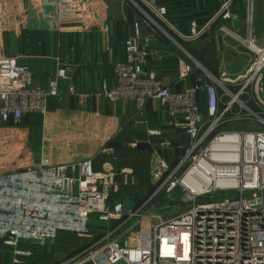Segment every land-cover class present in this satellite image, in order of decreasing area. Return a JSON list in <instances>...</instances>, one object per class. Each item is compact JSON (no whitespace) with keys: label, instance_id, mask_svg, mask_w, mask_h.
Wrapping results in <instances>:
<instances>
[{"label":"built area","instance_id":"built-area-1","mask_svg":"<svg viewBox=\"0 0 264 264\" xmlns=\"http://www.w3.org/2000/svg\"><path fill=\"white\" fill-rule=\"evenodd\" d=\"M84 1L54 4L62 12L69 3ZM130 1L146 7L150 22L172 39L157 21L185 40L207 42L216 38L211 32L218 23V33L240 44L234 52L244 61L242 68L230 73L232 63L221 49L212 73L183 50L176 59L178 81L187 83L198 72L183 90H170L147 69L150 35H140L135 22L134 32L123 41V60L113 64L115 83L103 85L99 94L135 102L132 120L137 126L146 122L147 101H158L168 123L184 129L188 142L164 139L155 145L149 168L154 188L130 210L121 201L107 203L113 181L93 167V157L52 163L42 154L0 170V241L9 264H22L32 256L33 245L53 243L62 231L82 244L92 241L58 264H264V44L258 45L254 36V0H219L217 10L187 35L166 19L164 5ZM240 1L243 18L232 10ZM64 75L59 63L41 86L0 43V120L18 124L28 113L45 115L48 99L61 94L58 80ZM199 91L205 92V112L197 103ZM158 149L171 150L173 163ZM179 189L188 195L189 206L169 218L155 213V199ZM200 196L206 198L197 201ZM150 219H155L152 226Z\"/></svg>","mask_w":264,"mask_h":264},{"label":"crops","instance_id":"crops-1","mask_svg":"<svg viewBox=\"0 0 264 264\" xmlns=\"http://www.w3.org/2000/svg\"><path fill=\"white\" fill-rule=\"evenodd\" d=\"M47 1L48 4L42 0H0V43L6 55L26 67L31 79L41 86L47 85L59 63L65 68L64 77L58 80L61 94L48 99L45 115L28 113L18 124L0 120V136L11 143L7 145L8 151L27 152L28 160L42 154L52 163L93 157V167L108 173L113 181L107 203L121 201L125 210L137 208L154 188L149 168L155 145L164 139L186 144L189 136L184 129L168 123V114L156 100L147 101L146 122L137 126L132 120L135 102L110 101L99 94L103 85L115 83L113 64L123 60V41L134 32V23H138L140 35H150L147 69L173 91L192 84L198 72L187 83L178 81L176 59L184 54L183 50L215 73L219 50H224L226 59L234 63L240 57L234 49L240 44L218 33V23L211 32L216 38L207 42L203 38L185 40L155 19L172 39L150 22L146 7L136 6L130 0L73 2L63 12L57 9L55 0ZM155 2L166 7V19L187 35L207 20L219 0ZM232 10L242 18L245 16L242 1L234 4ZM255 39L258 45L264 44ZM206 44L215 46L214 67L203 64L199 58ZM70 85L73 92L68 90ZM197 103L205 112L204 91L198 92ZM177 117L181 119L180 115ZM149 129L158 132L149 133ZM158 151L173 163L171 150ZM27 159L15 161L10 169ZM9 263V252L0 241V264Z\"/></svg>","mask_w":264,"mask_h":264},{"label":"rangeland","instance_id":"rangeland-1","mask_svg":"<svg viewBox=\"0 0 264 264\" xmlns=\"http://www.w3.org/2000/svg\"><path fill=\"white\" fill-rule=\"evenodd\" d=\"M254 13H253V31L254 36L258 42H264V0H254ZM63 12V11H62ZM63 14V13H62ZM3 136H0V169L7 171L14 166L15 161L21 159H27V152L8 151L6 142ZM5 141V142H4ZM33 152V151H32ZM12 153V155L10 154ZM206 196H200L196 200L201 201ZM188 195L181 189L172 191L169 193H163L155 199V213L161 215L163 218H169L177 213L184 211L188 206ZM151 209V210H152ZM155 219H150L151 226ZM145 220H143V224ZM70 238L71 237H67ZM73 239V238H72ZM69 242L66 239L60 237L53 243L44 245H35L33 247V254L29 258L23 260L22 264H58L68 259L71 255L75 254L76 249L79 248L80 243L74 236V240ZM25 245V244H23ZM37 248V249H36ZM75 250V251H74ZM73 252V253H72ZM75 252V253H74Z\"/></svg>","mask_w":264,"mask_h":264},{"label":"trees","instance_id":"trees-1","mask_svg":"<svg viewBox=\"0 0 264 264\" xmlns=\"http://www.w3.org/2000/svg\"><path fill=\"white\" fill-rule=\"evenodd\" d=\"M218 6H219V3H218ZM218 6H217V8H218ZM217 8L215 9V11L217 10ZM214 11V12H215ZM213 12V13H214ZM213 13H211L210 15H209V17L213 14ZM208 17V18H209ZM207 18V19H208ZM215 46L213 45V44H206L204 47H203V53L202 54H200V59L202 60V62L204 61V63L203 64H205V65H208V66H210V67H214L215 65H216V58H215ZM200 61V60H199ZM93 238H96L98 235H99V233L98 232H96L95 230L93 231ZM74 236H75V238H76V235H74V234H72V233H69V232H60L59 234H58V236H57V238H56V241H57V239H60V237H62V238H64V239H66L67 241H71V239L72 240H74ZM67 237H71V239L70 238H67ZM78 239V238H77ZM79 241V240H78ZM92 240H86V241H83V244L79 241V243H80V246H79V248H77L76 249V251H78V250H80L81 248H83V246L84 245H86V244H88L89 242H91ZM23 244H25V243H23ZM24 246H26V244L24 245ZM35 245H33L32 246V248L34 247ZM37 249V248H36ZM75 251V250H74ZM75 251V252H76ZM74 252V253H75ZM73 253V252H72Z\"/></svg>","mask_w":264,"mask_h":264},{"label":"water","instance_id":"water-1","mask_svg":"<svg viewBox=\"0 0 264 264\" xmlns=\"http://www.w3.org/2000/svg\"><path fill=\"white\" fill-rule=\"evenodd\" d=\"M243 63L244 61L242 60V58L238 57L237 60L234 63H232V65L229 67L230 73L239 72L242 68Z\"/></svg>","mask_w":264,"mask_h":264},{"label":"bare ground","instance_id":"bare-ground-1","mask_svg":"<svg viewBox=\"0 0 264 264\" xmlns=\"http://www.w3.org/2000/svg\"><path fill=\"white\" fill-rule=\"evenodd\" d=\"M188 178H186L185 180H187Z\"/></svg>","mask_w":264,"mask_h":264}]
</instances>
